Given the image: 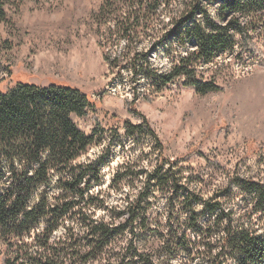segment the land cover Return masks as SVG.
<instances>
[{
  "label": "trees",
  "instance_id": "1",
  "mask_svg": "<svg viewBox=\"0 0 264 264\" xmlns=\"http://www.w3.org/2000/svg\"><path fill=\"white\" fill-rule=\"evenodd\" d=\"M175 1L179 0L101 1L92 15L98 26H107L105 42L99 41V45L105 49L106 43L112 47L123 43L120 52L103 54L112 70L127 66L156 92L180 78L183 85L206 94L222 88L204 80L198 67L232 51L236 42V56L247 52L264 66L263 52L250 33L264 26V0H187L178 13H173ZM211 3H218L219 18L229 14L224 23L209 15ZM166 10L168 22L163 23L160 17ZM4 17L0 6V20ZM147 38L153 41L150 48L138 51ZM168 42L172 47L169 54L177 59L168 70L158 72L149 56ZM175 45L185 50L183 55ZM126 103L127 110L141 121L133 124L123 120V136L138 144L152 135L162 146L146 117L133 108L134 99ZM89 107L86 93L64 84L41 86L19 81L10 89L0 90L1 264H161L160 260L174 264L177 258V264H264V184L252 179L232 180L235 190L227 182L221 192L213 190L205 196L208 190L201 173L191 172L181 182V172L167 160L166 168L159 163L145 174L143 191L128 197L123 210H118L110 222L94 220L84 208L81 185L87 174L97 173L116 145L115 137L121 141L122 135L117 128L106 129L98 121L90 134L80 131L70 115L84 117ZM106 134L113 136L108 138L104 152L87 164L77 163L93 144L105 140ZM124 180L131 185L139 181L126 162L113 178ZM191 183L195 187H190ZM158 190L167 195L171 212L146 257L131 249V239L126 242L128 246L124 245V231L133 233L135 226L148 229L141 204ZM242 196L248 198V209L237 214L234 206H226V202ZM177 206L179 212L175 214ZM58 231L60 235L53 239Z\"/></svg>",
  "mask_w": 264,
  "mask_h": 264
},
{
  "label": "rangeland",
  "instance_id": "2",
  "mask_svg": "<svg viewBox=\"0 0 264 264\" xmlns=\"http://www.w3.org/2000/svg\"><path fill=\"white\" fill-rule=\"evenodd\" d=\"M101 1L0 0L5 13L0 20V90L10 89L19 81L79 88L89 97L91 107L84 117L70 115L76 127L90 134L98 121L106 129L117 128L122 135L121 141L115 137L116 145L97 173L87 174L81 185L86 212L96 221L110 222L118 210H123L128 197L132 199L143 191L145 174L159 163L166 168L167 160L173 161L174 168L181 172V182L191 172L201 173L208 190L205 196H210L213 190L221 192L227 182L235 190L232 181L235 179L264 184V66L259 59L247 52L236 56L239 51L236 42L232 51L198 67L200 76L221 86V91L199 94L183 85V79L179 78L156 92L147 80L131 74L129 67L121 65L122 69L112 70L104 60V52L118 53L123 43L116 47L106 43L105 49L99 45V41L105 42L107 26H98L92 15ZM186 1H175L171 11L178 13ZM218 8V3H211L209 15L224 23L229 14L219 18ZM168 13L169 10L162 12L163 23L168 22ZM250 33L264 56V26L251 29ZM152 42L143 39L138 51L149 49ZM173 47L184 54L183 48ZM170 48L168 42L149 56L150 64L158 72L168 70L177 59L169 54ZM138 60L143 62L141 58ZM144 95L149 99L143 98ZM131 99L133 108L146 117L162 146L152 135L138 144L123 136V120L133 124L141 121L127 110L126 101ZM111 136L106 134L105 140L93 144L77 163L87 164L103 153ZM123 162L139 181L132 185L129 180L113 181ZM190 187H195V183ZM141 205L140 211L149 227L143 230L135 226L133 233L126 229L123 241L128 246L126 242L131 239V249L149 257L171 210L162 190L148 195ZM226 206H234L238 214L250 205L248 198L242 196L226 202ZM197 208L200 210L201 206ZM173 212H179L178 206ZM258 230L262 232L263 227ZM59 235L60 231L54 232L52 237ZM3 251L4 245L0 243V264Z\"/></svg>",
  "mask_w": 264,
  "mask_h": 264
}]
</instances>
